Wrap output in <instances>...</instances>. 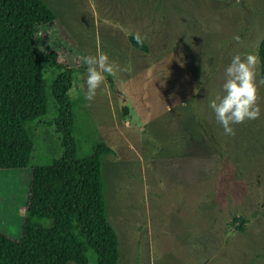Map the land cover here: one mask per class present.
<instances>
[{
  "label": "rangeland",
  "instance_id": "rangeland-1",
  "mask_svg": "<svg viewBox=\"0 0 264 264\" xmlns=\"http://www.w3.org/2000/svg\"><path fill=\"white\" fill-rule=\"evenodd\" d=\"M55 13L36 41L74 68L68 91L79 158L99 142L106 214L120 264H264V87L261 115L225 135L210 100L222 95L235 54L256 53L264 0H44ZM146 34L148 52L128 36ZM41 33V35H38ZM239 35L237 41L234 36ZM118 66L91 102L84 55ZM183 54L182 56L180 54ZM176 57H180L183 64ZM56 74V72H55ZM26 126L34 150L23 169L0 170V231L19 239L32 167L58 158L54 101ZM125 107V110H124ZM244 218L242 230L230 222ZM90 264L94 254L88 253Z\"/></svg>",
  "mask_w": 264,
  "mask_h": 264
},
{
  "label": "trees",
  "instance_id": "trees-1",
  "mask_svg": "<svg viewBox=\"0 0 264 264\" xmlns=\"http://www.w3.org/2000/svg\"><path fill=\"white\" fill-rule=\"evenodd\" d=\"M54 20L55 13L44 0H0V170L23 169L30 162L34 143L26 126L48 112L43 76L47 69L54 74L50 94L61 147L51 163L32 167L21 234L14 239L0 231V264H90V251L94 264H120L101 173V158L114 150L99 142L89 156H77L68 95L74 68L59 60L55 51L40 49L36 41L38 27ZM128 39L148 52L145 41L137 45L133 35ZM257 55L261 80L264 35ZM236 221L242 230L244 218L234 216L230 224Z\"/></svg>",
  "mask_w": 264,
  "mask_h": 264
},
{
  "label": "clouds",
  "instance_id": "clouds-1",
  "mask_svg": "<svg viewBox=\"0 0 264 264\" xmlns=\"http://www.w3.org/2000/svg\"><path fill=\"white\" fill-rule=\"evenodd\" d=\"M41 35V33H38ZM133 39L137 45H143L146 34L139 31L133 33ZM239 40V35L233 37ZM183 55L182 53L180 54ZM177 61L183 64L180 57ZM82 63L87 65L86 90L81 89L80 93L87 102L94 100L97 89L108 76L114 75L118 66L109 61L106 53L99 52L97 55H84ZM259 64V57L256 53L235 54L230 63L225 67V80L222 84V95H217L210 100L208 107L215 114L217 122L222 126L225 135H234L233 125L240 124L246 120H256L261 115V106L258 101V84L256 82V68ZM264 84V78L259 82Z\"/></svg>",
  "mask_w": 264,
  "mask_h": 264
}]
</instances>
